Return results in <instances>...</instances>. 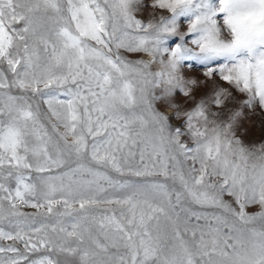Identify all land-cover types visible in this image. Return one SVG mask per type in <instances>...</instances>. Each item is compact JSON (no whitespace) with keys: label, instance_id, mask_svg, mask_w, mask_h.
Here are the masks:
<instances>
[{"label":"snow or ice","instance_id":"obj_1","mask_svg":"<svg viewBox=\"0 0 264 264\" xmlns=\"http://www.w3.org/2000/svg\"><path fill=\"white\" fill-rule=\"evenodd\" d=\"M250 115L264 0H0V264H264Z\"/></svg>","mask_w":264,"mask_h":264},{"label":"rangeland","instance_id":"obj_2","mask_svg":"<svg viewBox=\"0 0 264 264\" xmlns=\"http://www.w3.org/2000/svg\"><path fill=\"white\" fill-rule=\"evenodd\" d=\"M200 72V69L196 70V74ZM262 122H264V116L261 115H250L243 121L241 132L247 143H259L264 140V123Z\"/></svg>","mask_w":264,"mask_h":264}]
</instances>
